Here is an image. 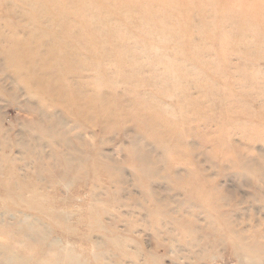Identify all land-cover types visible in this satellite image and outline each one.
Returning a JSON list of instances; mask_svg holds the SVG:
<instances>
[{
  "label": "rangeland",
  "instance_id": "obj_1",
  "mask_svg": "<svg viewBox=\"0 0 264 264\" xmlns=\"http://www.w3.org/2000/svg\"><path fill=\"white\" fill-rule=\"evenodd\" d=\"M0 264H264V0H0Z\"/></svg>",
  "mask_w": 264,
  "mask_h": 264
},
{
  "label": "bare ground",
  "instance_id": "obj_2",
  "mask_svg": "<svg viewBox=\"0 0 264 264\" xmlns=\"http://www.w3.org/2000/svg\"><path fill=\"white\" fill-rule=\"evenodd\" d=\"M168 38H171V37L165 36L164 34H159L158 35V40H160V41H167ZM112 39H113L112 36H110V38L107 37V38H105L102 41V43L107 44L108 42H106V40L108 41V40H112ZM115 42H118L120 48L122 49V50L119 49V51H117V52L121 53L120 54L121 56H123V54H128V56L130 58L132 56L134 58H136V60H133L134 63H132V64L130 63L129 66H128V67L133 68V70H135V71H138L140 69L141 65H142V63H139V60H137V59H141L145 63L146 62H153V61L155 62V60H158V62L153 66V68H158L159 65L161 66L164 63L166 65V69L167 70H169V69H175V70L179 69V72L186 71L185 68H187L188 66L185 65L184 66L185 68H184L183 66L180 65V67H179V66H177V64L175 62H178V63L181 62V64L183 62H185V63H194L195 62V60H193V58L195 56L194 55L195 52L192 51V50H185L184 51L183 50L184 48L180 44L173 45L174 48H172L171 50H168V51H166L165 49H164V51H161L158 48L153 47L155 49L153 51V49H151V48H145L143 45H146V44L142 43V42H145V41H141L140 42L137 38H135V40L132 41L133 42V46L132 45L127 46V45L123 44L122 38L120 36L115 37ZM187 42L192 43V41H187ZM145 43H147V42H145ZM140 45H141V47H140ZM147 45L149 46L148 43H147ZM239 46H242V45L239 44ZM175 47H177V48H175ZM168 52H169V54H168ZM178 54H179V56L180 55H184L186 57V59L183 58V57H179ZM168 61L172 62L173 65H170L168 63ZM204 65H208V63H204ZM209 67H207L206 69H208ZM150 69H151V67H150ZM218 72H220V70H218ZM99 75L101 76V74H99ZM144 75L146 76L147 80H152L153 78L156 77V75H154V74H149V76H148V73H146ZM160 75H161V77L164 80H167V79H170L171 77H173V74H169L167 72L161 73ZM142 76H143V74H142ZM107 80H110V82H113L112 79H107ZM123 81L128 83L134 90H140L137 93H140L142 91L141 90V86H139V84L137 83L138 81L134 82V81H131L130 79H127L125 77H124ZM54 85H56V84H54ZM73 89H74V91H73L74 100L76 102L80 101V102H83L88 107L92 106V107H94L96 109L95 113H100V114H102V116H104L105 121L102 120V122H101V125L103 127V132L108 133L110 130H112V128L109 125L106 124V122H109L111 120L112 114L107 110L108 109L107 105H105L101 99H97V96H99V95H97L96 98H94V97H91L87 92H83L82 87H80L79 90H78V86H74ZM113 93L116 94V95L119 94L117 92L115 93L114 91H113ZM148 94H149V95H147L148 98L151 97L149 100H151L153 102L154 98L152 97V95L150 93H148ZM100 96L105 99L106 103H108V101L105 98V96H102V95H100ZM128 97H130V96H128ZM92 100L95 101V102L92 103V104H89ZM137 103L138 102L135 99L134 100L130 99L129 103L125 102L122 105V107H124L123 109L126 112H131L136 107L137 108L139 107L138 106L139 104H137ZM143 108H145V107L142 106V109ZM146 112L151 114L148 111H146ZM120 116L121 115H119V114H114L115 118H118ZM129 120H131L134 123L135 127L137 125H139L141 130H142V126H144L145 130L148 132V135H146L143 132L142 133L144 134L145 138H147V139H149L151 141H154L152 143L162 144V145L167 143V144H173V147H176L177 144L181 141V140L180 141H176V142L167 141L168 137H170V134H165L164 130H167V129H166L165 125L161 122V120L159 118H158L159 125L163 126V131L161 133L157 134V136H156V132L153 131V130H157V129H154V128L149 129V127L154 125L153 124L154 121H150V122H148V124H146V122H143L144 121L143 117L142 118L141 117H133V118H130ZM87 121L90 123V125L96 126L95 124L92 123L91 120L89 121L87 119ZM157 131H159V130H157ZM136 134L142 136L141 133H136ZM173 134L175 135L176 133H173ZM131 139L136 142L137 137L135 135H131Z\"/></svg>",
  "mask_w": 264,
  "mask_h": 264
}]
</instances>
